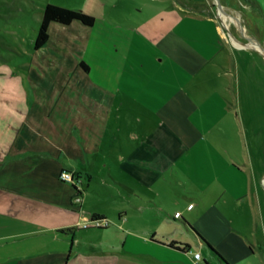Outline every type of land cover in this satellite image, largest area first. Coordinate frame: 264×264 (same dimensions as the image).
<instances>
[{
    "label": "crops",
    "instance_id": "crops-1",
    "mask_svg": "<svg viewBox=\"0 0 264 264\" xmlns=\"http://www.w3.org/2000/svg\"><path fill=\"white\" fill-rule=\"evenodd\" d=\"M215 1L219 8L161 5L159 36L143 37L139 48L134 39L117 41L110 56L121 68L112 73L94 74L87 62L86 71L81 61L57 72L62 81L27 109L33 117L0 153V264H131L129 255H141V264H224L201 236L230 264L261 263L262 102L240 96L238 107L211 91L202 104L208 121L219 111L235 130L224 129L226 150H206L208 166L195 165L191 84L228 39L219 22L234 17L226 0ZM241 1L264 9V0ZM85 38L82 49L92 41ZM63 169L79 173L81 204L72 203L74 185L59 178ZM95 214L113 224L78 226Z\"/></svg>",
    "mask_w": 264,
    "mask_h": 264
},
{
    "label": "rangeland",
    "instance_id": "rangeland-1",
    "mask_svg": "<svg viewBox=\"0 0 264 264\" xmlns=\"http://www.w3.org/2000/svg\"><path fill=\"white\" fill-rule=\"evenodd\" d=\"M145 1L0 0V153L8 152L12 139L18 134L21 121L33 117L27 109L37 102L41 103L42 95L49 98L54 85L62 81L59 71L73 70L76 62L82 60L92 66L94 74L103 71L112 73L114 69L121 68L119 63H114V57L110 56L116 42L134 39V47L139 48L137 43H142L143 37L157 38L161 33L163 19L161 5L168 6L171 1L179 2L186 9H190L195 2L199 6L202 3V6L213 5L219 8L215 0H167L166 3L148 0V4ZM226 1L231 6L229 13L235 17L227 25L223 19L219 22L228 39H222V47L214 60L203 64V69L191 84L192 96L198 104V109L193 113L198 149L195 165L198 167L209 162L205 152L211 145L226 150L224 129H231L232 133L235 130L233 122L219 111L213 112L215 121H208L211 110L202 104L212 96L211 91L224 93L225 98L238 107L240 96L243 101H247L250 96L259 99L263 105L264 118V9L247 7L241 0ZM47 3L83 10L96 17L95 24L87 26L79 20L71 24L51 22L49 41L36 50L34 41ZM232 7H236L239 12ZM80 26L88 27L87 31L81 32ZM85 34L87 38L90 35L92 41L82 49L78 44L83 45ZM98 41L104 46L101 51H97L94 45ZM126 53L123 49L120 55ZM76 69L79 71L81 68ZM218 70L221 76H213L212 79L206 77L208 73L210 76V71ZM224 85L229 87V92ZM262 133L264 137V129ZM214 137L217 138L216 142L211 141ZM247 154L250 160L249 145ZM261 155L264 162V143ZM110 222L109 227L113 224ZM261 255L259 264H264V253ZM129 256L134 260L131 264L142 263L141 255ZM213 264L221 263L217 261Z\"/></svg>",
    "mask_w": 264,
    "mask_h": 264
},
{
    "label": "trees",
    "instance_id": "trees-1",
    "mask_svg": "<svg viewBox=\"0 0 264 264\" xmlns=\"http://www.w3.org/2000/svg\"><path fill=\"white\" fill-rule=\"evenodd\" d=\"M79 20L84 25L87 26H93L96 21V17L92 14H89L83 10L79 9H72L65 6L53 4V3H47L44 7V14L43 19L41 21V24L39 26V29L36 33V38L34 41V48L36 50L41 49L46 45V43L50 39V24L51 22H59L62 24H71L73 21ZM80 66L88 71L89 65L85 61L80 62ZM76 175L79 177V173H76ZM92 217H100L104 218L100 215H93ZM202 240L207 244L210 249H212L219 257V259L224 264H230L221 254H219L214 247H212L202 236ZM175 244V242H172V245ZM186 247H188L187 244H185Z\"/></svg>",
    "mask_w": 264,
    "mask_h": 264
},
{
    "label": "built area",
    "instance_id": "built-area-1",
    "mask_svg": "<svg viewBox=\"0 0 264 264\" xmlns=\"http://www.w3.org/2000/svg\"><path fill=\"white\" fill-rule=\"evenodd\" d=\"M59 178L64 181L68 182L74 185L75 192L73 195V204H81L83 197H82V188L79 186V177L76 175V173L71 169H63L60 172ZM110 225V222L105 218L100 217H91L89 219L81 221L78 226L81 228H90V227H99L104 228L106 226ZM194 258L198 262L202 259V253L201 251H197L194 253Z\"/></svg>",
    "mask_w": 264,
    "mask_h": 264
},
{
    "label": "bare ground",
    "instance_id": "bare-ground-1",
    "mask_svg": "<svg viewBox=\"0 0 264 264\" xmlns=\"http://www.w3.org/2000/svg\"><path fill=\"white\" fill-rule=\"evenodd\" d=\"M226 17H227V19H230L232 16H230V15H227ZM227 22H228V21H227Z\"/></svg>",
    "mask_w": 264,
    "mask_h": 264
}]
</instances>
